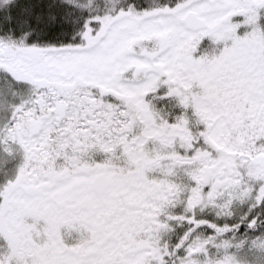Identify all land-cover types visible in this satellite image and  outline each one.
Masks as SVG:
<instances>
[{"label":"snow or ice","instance_id":"obj_1","mask_svg":"<svg viewBox=\"0 0 264 264\" xmlns=\"http://www.w3.org/2000/svg\"><path fill=\"white\" fill-rule=\"evenodd\" d=\"M0 264H264V0H0Z\"/></svg>","mask_w":264,"mask_h":264}]
</instances>
